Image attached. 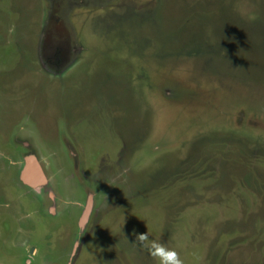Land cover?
<instances>
[{"label":"rangeland","instance_id":"rangeland-1","mask_svg":"<svg viewBox=\"0 0 264 264\" xmlns=\"http://www.w3.org/2000/svg\"><path fill=\"white\" fill-rule=\"evenodd\" d=\"M147 233L264 264V0H0V264H158Z\"/></svg>","mask_w":264,"mask_h":264},{"label":"clouds","instance_id":"clouds-1","mask_svg":"<svg viewBox=\"0 0 264 264\" xmlns=\"http://www.w3.org/2000/svg\"><path fill=\"white\" fill-rule=\"evenodd\" d=\"M136 241L146 248L149 254L158 260V264H184L178 252L166 247L164 244L150 239L149 234H140L136 236ZM68 264H71L69 258Z\"/></svg>","mask_w":264,"mask_h":264},{"label":"water","instance_id":"water-1","mask_svg":"<svg viewBox=\"0 0 264 264\" xmlns=\"http://www.w3.org/2000/svg\"><path fill=\"white\" fill-rule=\"evenodd\" d=\"M35 169H36V168H35L34 165H33V167L29 168V169H28V175H29V176H32V174H33V172H34ZM36 171H37V170H36ZM37 174H38V172H37ZM39 174H40V173H39ZM39 174H38V175H35V176H37V182H34L35 184H43V183H44L42 176L39 175ZM32 183H33V182H32ZM34 183L31 184V185H35ZM88 211H89V210H86V213L84 214V217L88 215Z\"/></svg>","mask_w":264,"mask_h":264}]
</instances>
